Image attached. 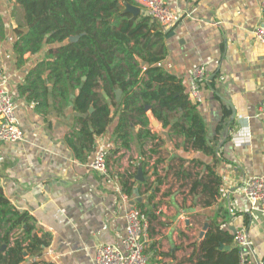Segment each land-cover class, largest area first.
Masks as SVG:
<instances>
[{
	"label": "crops",
	"instance_id": "0c3cea01",
	"mask_svg": "<svg viewBox=\"0 0 264 264\" xmlns=\"http://www.w3.org/2000/svg\"><path fill=\"white\" fill-rule=\"evenodd\" d=\"M167 3L178 16L162 27L167 56L161 66L187 96L191 72L206 67L198 110L213 153L175 134L171 126L177 120L164 128L147 110L155 139L141 141L140 127H134L124 148L115 135L118 118L105 134L93 135V143L89 136L80 138L79 119L87 115L75 110V98H53L52 84L48 98L20 92L43 54L23 66L16 63L13 44L23 12L0 0V88L14 96L24 133L21 142L0 147V187L47 243L23 264H96L99 246L122 247L132 207L147 214L151 264H239L233 237L240 229L254 242V258L264 262V216L252 211L241 191L247 179L264 177V118L258 116L264 103V44L255 36L264 0ZM98 150L107 154V175L90 167ZM140 169L143 182L136 179ZM125 182L133 194L126 193ZM217 230L223 249L219 245L209 261L204 241ZM23 236L19 227L10 239Z\"/></svg>",
	"mask_w": 264,
	"mask_h": 264
},
{
	"label": "trees",
	"instance_id": "16d2710c",
	"mask_svg": "<svg viewBox=\"0 0 264 264\" xmlns=\"http://www.w3.org/2000/svg\"><path fill=\"white\" fill-rule=\"evenodd\" d=\"M7 1L23 12L13 44L16 63L23 66L30 57L43 54L30 69L20 92L28 98H48L52 84L53 98H65V102L75 98V110L87 115L79 119L80 138L89 136L93 143V135L105 134L118 118L115 135L124 148L132 141L134 127H140L141 141L155 139L149 128V107L164 128L177 120L171 126L175 134L194 148L213 153L198 105L161 66L167 56L164 29L141 13H125L126 5L137 6L133 0ZM3 32L0 14L1 38ZM71 37L78 40L71 42ZM117 91L122 93L119 100ZM124 188L133 194L128 182ZM30 221L29 214L16 209L0 187V264H23L25 254L34 256L47 245ZM19 227L23 238L11 241V233ZM222 241L219 230L207 234L204 247L209 261ZM234 253L238 257L236 249Z\"/></svg>",
	"mask_w": 264,
	"mask_h": 264
},
{
	"label": "built area",
	"instance_id": "2783aa9c",
	"mask_svg": "<svg viewBox=\"0 0 264 264\" xmlns=\"http://www.w3.org/2000/svg\"><path fill=\"white\" fill-rule=\"evenodd\" d=\"M144 16L168 28L177 19L167 0H133ZM264 11V6H263ZM257 40L264 44V19L255 32ZM208 81L205 66L195 68L190 75L188 97L195 104L203 102L202 84ZM14 96L0 88V147L5 143H17L24 139V133L16 117ZM258 116L264 118V103L259 107ZM90 167L103 175L109 172L107 154L103 150L96 152ZM242 193L257 215L264 216V177H251L244 181ZM124 199L128 198L124 196ZM258 217V216H257ZM126 237L122 247L104 244L96 252V264H151L146 254L149 242V222L147 214L132 207L126 216ZM233 242L238 251L239 264H264L254 258V242L245 229L234 233Z\"/></svg>",
	"mask_w": 264,
	"mask_h": 264
},
{
	"label": "water",
	"instance_id": "95a60500",
	"mask_svg": "<svg viewBox=\"0 0 264 264\" xmlns=\"http://www.w3.org/2000/svg\"><path fill=\"white\" fill-rule=\"evenodd\" d=\"M125 13H130V14H133L134 16H137V15H139V14L141 13V11H140V8L137 7V6L126 5ZM77 40H78V37H71V38H70V41H71V42H76ZM143 65H144V63H142V66H143ZM121 94H122L121 91H117V99H118V100L120 99ZM146 110L149 111V107H146ZM91 111H93L92 108H91ZM156 124H157V122H156ZM136 179H137L138 181H140V182H143V181H144L143 173H142V170H141V169L139 170V173H138ZM207 228H208V226L205 227L204 232L201 234V238L204 237V235H205V231L207 230ZM221 249H223V246H222V245H221ZM226 249H228V248H226ZM26 255H27V254H25V256H26Z\"/></svg>",
	"mask_w": 264,
	"mask_h": 264
},
{
	"label": "rangeland",
	"instance_id": "374dc122",
	"mask_svg": "<svg viewBox=\"0 0 264 264\" xmlns=\"http://www.w3.org/2000/svg\"><path fill=\"white\" fill-rule=\"evenodd\" d=\"M142 12V11H141ZM15 14H17V12H15ZM142 14V13H141Z\"/></svg>",
	"mask_w": 264,
	"mask_h": 264
}]
</instances>
